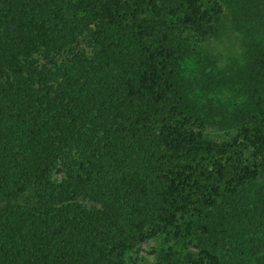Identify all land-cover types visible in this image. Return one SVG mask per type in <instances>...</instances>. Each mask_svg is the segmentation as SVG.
<instances>
[{
  "label": "trees",
  "instance_id": "trees-1",
  "mask_svg": "<svg viewBox=\"0 0 264 264\" xmlns=\"http://www.w3.org/2000/svg\"><path fill=\"white\" fill-rule=\"evenodd\" d=\"M162 235L152 264H264V0H0V264Z\"/></svg>",
  "mask_w": 264,
  "mask_h": 264
},
{
  "label": "rangeland",
  "instance_id": "rangeland-1",
  "mask_svg": "<svg viewBox=\"0 0 264 264\" xmlns=\"http://www.w3.org/2000/svg\"><path fill=\"white\" fill-rule=\"evenodd\" d=\"M237 33L231 28L228 29L223 37L216 41L215 50L222 55H231L240 50L239 41L236 37ZM186 71H183L186 76L198 75L201 79H206L204 77V70L199 66V64L188 61L186 62ZM205 98V97H204ZM55 177H60L59 173L54 174ZM171 243V242H170ZM164 243L163 235L145 240L137 245L129 253L130 264H152L156 260L155 250L166 245Z\"/></svg>",
  "mask_w": 264,
  "mask_h": 264
}]
</instances>
